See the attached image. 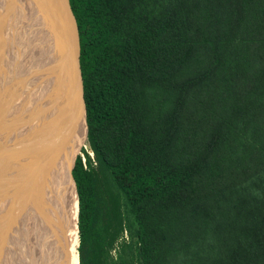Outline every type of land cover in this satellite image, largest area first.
<instances>
[{
	"label": "trees",
	"instance_id": "obj_1",
	"mask_svg": "<svg viewBox=\"0 0 264 264\" xmlns=\"http://www.w3.org/2000/svg\"><path fill=\"white\" fill-rule=\"evenodd\" d=\"M70 4L78 264H264V0Z\"/></svg>",
	"mask_w": 264,
	"mask_h": 264
},
{
	"label": "bare ground",
	"instance_id": "obj_2",
	"mask_svg": "<svg viewBox=\"0 0 264 264\" xmlns=\"http://www.w3.org/2000/svg\"><path fill=\"white\" fill-rule=\"evenodd\" d=\"M30 3L32 5L28 10L32 11L30 15H32L33 24L30 27L31 34L29 35L32 42L30 43L29 39L28 42L33 47L40 39V43H43L42 39L49 38L50 30L48 29H50L53 12L50 5L47 9L48 0H31ZM2 4L4 5V1L0 0V8ZM40 13L42 17L37 19L35 15ZM39 47L35 53L33 52L29 56L26 66L24 61H20V58H18L19 63H16V74L21 76V71L26 73L25 81L20 79L24 84L21 97L16 95V88L20 90V85L13 88L15 89L14 94H9L8 91L1 89L4 91L3 96L5 97L0 99V125L2 129L6 127V131L0 133V141L3 140L0 142V145L2 144V149L0 148V196H3L2 199L0 198V207L5 205L3 200L9 196V191L14 190L13 187L17 183L20 184L19 190L14 196L15 207L12 216L13 218L15 216L14 225L7 224L6 234L4 233L0 240V264H78V236L75 222L77 223L79 214V198L76 186L65 170L62 171L61 167H55L54 164L51 165L53 167L52 174L46 182L45 179L48 178L46 172L41 178L40 172H42L43 166L41 160L25 172L27 157L41 146V138L45 131L43 125L46 124L49 131L50 124L53 123L51 122L54 118L52 114L55 112L53 109H49L47 112L46 122L43 117L48 107L56 106L59 100V97H56L57 91L54 89L58 87L57 82H60V78L63 76L61 72L58 78L51 79V82L46 83L48 85L45 86L41 73L37 74V69L41 65L39 58L43 50L41 46ZM0 55L5 56L4 51L0 52ZM9 56L13 57V55L5 57L6 60L8 58V62H11ZM2 59L5 62L3 56ZM4 68L7 69L5 66ZM6 114L11 117L9 121ZM63 127L58 126L56 131L50 128V131L53 134L54 132L59 134L63 132ZM0 131L2 130L0 129ZM32 134L38 138V142L28 153L30 151L28 149L34 141L31 138ZM46 139H48L47 136ZM17 161L19 164L15 167ZM18 171L23 173L25 179H23V175L20 176L21 182L18 180L14 185V175ZM32 178H35L38 192H34L33 186L29 187ZM30 189H33V192H30Z\"/></svg>",
	"mask_w": 264,
	"mask_h": 264
},
{
	"label": "water",
	"instance_id": "obj_3",
	"mask_svg": "<svg viewBox=\"0 0 264 264\" xmlns=\"http://www.w3.org/2000/svg\"><path fill=\"white\" fill-rule=\"evenodd\" d=\"M49 5L53 12L52 19L50 20V35L47 43L43 45L45 52L39 58L41 65L37 69V74L41 73L44 84L51 82V79L55 80L58 78L61 72L63 73V79H61L62 77L60 78V82H57L58 87L54 89L57 91L56 97H59L56 106L50 105L43 117L46 122L47 112L49 109H53L55 111L52 114L54 115V118L51 120L53 123L52 125L50 124L49 131L47 125H43L45 135L43 134L41 138V146L27 157L25 172L41 160L43 165L42 172H40L41 178L46 172L48 176L45 179L46 182H48L52 174L53 167L51 165L54 164L55 167H61L62 171L65 170V173L76 186L73 169L76 164L77 155L85 147L89 137L87 107L80 64L79 31L70 0H48L47 9H49ZM58 126H64L63 132L59 134L54 132L53 134L50 128L56 131ZM46 136L48 139H46ZM45 168L46 170L43 171ZM22 175L21 171L15 173L14 185L18 180L21 182L20 176ZM23 179H25L24 175ZM34 179L32 178L29 187L33 186L34 192H38ZM23 181L25 182V180ZM19 184L17 183L13 187L14 190L9 191V196L4 199L6 201L3 200L5 205L0 207V240L3 238V230L7 224L12 223L14 225L15 216L14 218L12 217L15 207L14 196H16L15 193L19 190ZM30 192H33V189H30ZM9 229L11 228L9 227Z\"/></svg>",
	"mask_w": 264,
	"mask_h": 264
},
{
	"label": "rangeland",
	"instance_id": "obj_4",
	"mask_svg": "<svg viewBox=\"0 0 264 264\" xmlns=\"http://www.w3.org/2000/svg\"><path fill=\"white\" fill-rule=\"evenodd\" d=\"M3 1H4V5L2 4V7L0 8V15H1L0 16V27H1L0 28V52L4 51L5 56L13 55V57L9 56V58L11 59V62H8V58L6 60V57L4 55H2L4 60H5V62H3L2 56L0 55V59H1L0 60V68L3 70V71L2 70L0 71V73L2 72L1 73L2 75L0 74V91H2L1 89H4L5 91H8L9 94H12V93L14 94L15 89H13V88H16L20 85V90H18V88H16V93H17L16 95H17V97H21V92L23 90L22 88H24V84L21 82L20 79H22V81H25L24 79L26 77V73H25V71H21V74H22L21 76H18L16 74L15 68H16V63H19L18 58H20V61H24L25 66H26V62H27L28 58H30L29 56L32 55L33 52L35 53V51L37 50V48L39 46H41V49H43L42 54H41V55H43V53L45 52L43 45H45L47 43L48 39H45V40L42 39L43 43H40V41H41V39H40L33 47H31L29 45V42L30 43L32 42V40H30L31 38H29V35L31 34V28L30 27L33 24L32 15H30V13L32 11L30 12V10H28L32 5V3H30L31 0H2V2ZM35 16H37V19H40L42 17L41 13L39 15H35ZM3 26H4V28H2ZM47 27H49V25H47ZM48 30H50V29H48ZM16 38H17V40H16ZM28 39H29V42H28ZM39 50H40V47H39ZM28 53H29V55H28ZM3 65L7 69H5ZM28 68H29V66H28ZM4 69H5V72H4ZM17 81H19V83H16ZM3 95H4V91H2V93H0V97H1L0 99H4L5 96H3ZM5 116L7 117V120L9 121L11 117L8 116L7 114ZM0 129L2 130V131H0L1 134L6 131V127L2 129L1 125H0ZM31 138H32V141H33V139H34V141H33V145L30 146V148L28 149V150H30L28 153H30L32 151L33 147L38 142L37 141L38 138H36V136L34 137L33 134L31 135ZM2 141L3 140H1L0 142H2ZM85 146L88 148L89 153H91L90 156L93 158V153L89 150L88 142L85 144ZM0 148L2 149V144L0 145ZM83 149H86V148L84 147ZM78 156H81L82 160L84 162L87 160V156H86L85 152H83V150L80 151V153L77 155V157ZM18 164L19 163L17 161L15 164V167ZM116 190H117L116 188L114 189L111 187V191L113 193H115ZM116 196L119 198V200L122 204V201H123L122 195H119L118 192L116 191ZM0 198L2 199L3 196L1 195ZM122 209H123L124 215L126 216L127 221H128V219L130 220L129 217H131V215H130V213L127 212L126 207H125V211H124V207ZM76 221H78V218ZM75 225H76V231H77V236H78L79 230H78V226H77L76 222H75ZM121 234L123 235V237L126 238L127 241L130 240V235H129L128 230L123 231V233H121ZM78 242H79V239H78ZM119 242H121V241H119ZM119 242H116L114 247L111 250L113 255H115L117 252V249H119V246H120ZM0 259H1V257H0Z\"/></svg>",
	"mask_w": 264,
	"mask_h": 264
},
{
	"label": "flooded vegetation",
	"instance_id": "obj_5",
	"mask_svg": "<svg viewBox=\"0 0 264 264\" xmlns=\"http://www.w3.org/2000/svg\"><path fill=\"white\" fill-rule=\"evenodd\" d=\"M2 228H3V227H2ZM3 231H4V233H5V231H6V227L4 228V230H3ZM4 233H3V234H4Z\"/></svg>",
	"mask_w": 264,
	"mask_h": 264
},
{
	"label": "built area",
	"instance_id": "obj_6",
	"mask_svg": "<svg viewBox=\"0 0 264 264\" xmlns=\"http://www.w3.org/2000/svg\"><path fill=\"white\" fill-rule=\"evenodd\" d=\"M86 150L88 151V148L85 146ZM91 154V153H90Z\"/></svg>",
	"mask_w": 264,
	"mask_h": 264
}]
</instances>
